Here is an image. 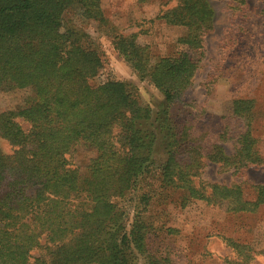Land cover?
<instances>
[{"label": "trees", "instance_id": "obj_1", "mask_svg": "<svg viewBox=\"0 0 264 264\" xmlns=\"http://www.w3.org/2000/svg\"><path fill=\"white\" fill-rule=\"evenodd\" d=\"M69 9L105 21L100 0H0V93L31 92L21 107L0 112V138L12 150L0 147V264H138L140 257L145 264H173L148 249L143 211L152 199L139 191L152 176L158 188L181 191L182 207L201 200L240 213L264 205V182L247 199L239 184L194 180L204 156L234 170L264 165L252 132V98L231 101L233 125L228 120L210 136L217 143L205 151L178 132L172 116L213 27L209 0H180L157 16L187 28L170 55L152 60L135 35L114 36L130 68L160 92L156 109L141 104L128 81L92 82L102 60L85 46L86 34L65 22ZM241 123L244 130L235 125ZM229 139L236 144L232 155L222 145ZM78 146L94 151L84 173L70 159ZM129 199L137 205L128 220ZM226 240L236 254L227 264H251L250 245Z\"/></svg>", "mask_w": 264, "mask_h": 264}, {"label": "rangeland", "instance_id": "obj_2", "mask_svg": "<svg viewBox=\"0 0 264 264\" xmlns=\"http://www.w3.org/2000/svg\"><path fill=\"white\" fill-rule=\"evenodd\" d=\"M180 0H100L104 23L86 20L79 10H67L65 22L84 32L85 46L99 52L102 67L92 80H125L138 88L140 103L156 109L162 96L147 80H141L116 49L114 36L128 39L150 48L151 59L174 53L177 39L187 28L166 24L157 16L176 6ZM213 10V27L204 36L202 59L191 86L175 104L172 116L180 134L189 135L201 150L217 143L225 123L233 125L231 101L252 98L255 119L252 132L258 138V148L264 156V0H209ZM29 90L5 89L0 93V112L24 105ZM23 129L29 124L17 118ZM244 130L243 124H235ZM234 125V127H235ZM225 153L232 155L234 140L222 142ZM4 153H11L7 141L0 138ZM202 147V148H201ZM199 149V150H200ZM94 156V151L78 146L70 159L82 173ZM195 182L239 184L247 199L256 194L255 185L264 182V165L239 170L223 167L220 162L201 157ZM156 177H149L143 189L151 197L143 211L149 225L148 249L157 256L168 255L173 264H227L236 257L227 238L246 243L256 252L251 264H264V205L254 212L227 213L218 206L195 200L182 207L181 191L158 188ZM81 199V198H80ZM134 201L123 206L128 220L135 212ZM36 255V252L33 253ZM138 264H145L141 257Z\"/></svg>", "mask_w": 264, "mask_h": 264}]
</instances>
